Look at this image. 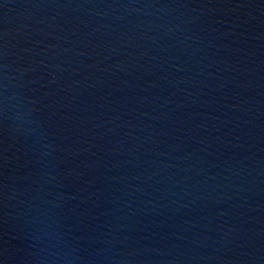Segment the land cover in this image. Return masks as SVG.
<instances>
[{
	"label": "water",
	"instance_id": "95a60500",
	"mask_svg": "<svg viewBox=\"0 0 264 264\" xmlns=\"http://www.w3.org/2000/svg\"><path fill=\"white\" fill-rule=\"evenodd\" d=\"M0 264H264V0H0Z\"/></svg>",
	"mask_w": 264,
	"mask_h": 264
},
{
	"label": "clouds",
	"instance_id": "9594fccd",
	"mask_svg": "<svg viewBox=\"0 0 264 264\" xmlns=\"http://www.w3.org/2000/svg\"><path fill=\"white\" fill-rule=\"evenodd\" d=\"M52 240L56 241L57 243L59 242V240H58V239H56L55 237H53V239H52ZM53 247H55V244H53Z\"/></svg>",
	"mask_w": 264,
	"mask_h": 264
}]
</instances>
